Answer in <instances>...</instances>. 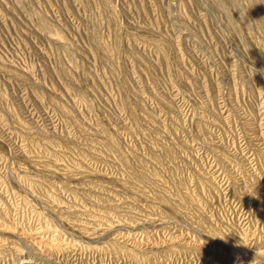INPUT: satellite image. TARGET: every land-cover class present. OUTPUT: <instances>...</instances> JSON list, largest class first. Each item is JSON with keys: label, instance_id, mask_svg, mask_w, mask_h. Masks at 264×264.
<instances>
[{"label": "rangeland", "instance_id": "rangeland-1", "mask_svg": "<svg viewBox=\"0 0 264 264\" xmlns=\"http://www.w3.org/2000/svg\"><path fill=\"white\" fill-rule=\"evenodd\" d=\"M0 264H264V0H0Z\"/></svg>", "mask_w": 264, "mask_h": 264}]
</instances>
